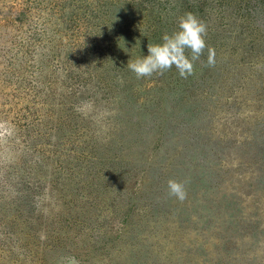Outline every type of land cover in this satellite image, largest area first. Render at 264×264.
Returning <instances> with one entry per match:
<instances>
[{"label":"rangeland","instance_id":"rangeland-1","mask_svg":"<svg viewBox=\"0 0 264 264\" xmlns=\"http://www.w3.org/2000/svg\"><path fill=\"white\" fill-rule=\"evenodd\" d=\"M186 12L215 66L138 79ZM69 257L264 264V0H0V264Z\"/></svg>","mask_w":264,"mask_h":264},{"label":"clouds","instance_id":"clouds-1","mask_svg":"<svg viewBox=\"0 0 264 264\" xmlns=\"http://www.w3.org/2000/svg\"><path fill=\"white\" fill-rule=\"evenodd\" d=\"M207 26L192 12H186L178 18L177 29L165 33L159 43H148V54L130 59L127 67L136 77H151L153 74L163 75L173 68L182 78L194 74V63L198 61L207 48V66L214 67L215 50L206 45ZM169 196L183 202L187 198L185 183L169 179L167 181ZM67 264H79L75 257H69Z\"/></svg>","mask_w":264,"mask_h":264}]
</instances>
